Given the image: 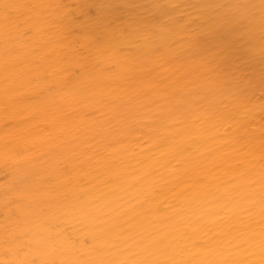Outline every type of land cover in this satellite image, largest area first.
I'll return each mask as SVG.
<instances>
[{
  "label": "bare ground",
  "instance_id": "1",
  "mask_svg": "<svg viewBox=\"0 0 264 264\" xmlns=\"http://www.w3.org/2000/svg\"><path fill=\"white\" fill-rule=\"evenodd\" d=\"M0 264H264V0H0Z\"/></svg>",
  "mask_w": 264,
  "mask_h": 264
}]
</instances>
